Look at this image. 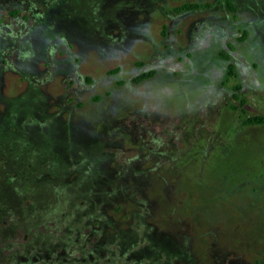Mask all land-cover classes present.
<instances>
[{"label": "rangeland", "instance_id": "rangeland-1", "mask_svg": "<svg viewBox=\"0 0 264 264\" xmlns=\"http://www.w3.org/2000/svg\"><path fill=\"white\" fill-rule=\"evenodd\" d=\"M257 114L264 0H0V264H264Z\"/></svg>", "mask_w": 264, "mask_h": 264}, {"label": "trees", "instance_id": "trees-1", "mask_svg": "<svg viewBox=\"0 0 264 264\" xmlns=\"http://www.w3.org/2000/svg\"><path fill=\"white\" fill-rule=\"evenodd\" d=\"M205 5L206 4L196 3V2H182L179 5H176L174 7V9L179 12L182 10L197 8V7L205 6ZM227 5H228V8H230L231 10H234V6L230 1H227ZM13 12H14L13 14L17 13V9H14ZM221 54L225 58H228V55L226 53L222 52ZM151 74H152L151 71L141 72L140 74L136 75L134 77V79L135 80H141L143 78L149 77ZM228 75L229 76H235L234 65L232 62L228 63ZM243 123L245 125L263 124L264 123V115L257 114V115L245 117L243 119Z\"/></svg>", "mask_w": 264, "mask_h": 264}]
</instances>
